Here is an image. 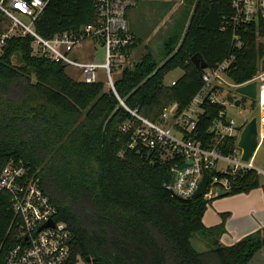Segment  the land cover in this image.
<instances>
[{"label":"trees","instance_id":"obj_1","mask_svg":"<svg viewBox=\"0 0 264 264\" xmlns=\"http://www.w3.org/2000/svg\"><path fill=\"white\" fill-rule=\"evenodd\" d=\"M45 1L35 30L46 39L75 33L95 22L93 0ZM234 15L231 0H194L185 28L178 25L164 36L159 60L147 47L138 61L122 69L114 86L127 109L102 83L76 81L64 64L32 56L31 37L4 41L0 49V174L13 162L38 181L58 220L71 233L72 260L248 264L264 247V227L231 246L221 245L229 215L221 214L217 225L203 224L215 198L177 200L167 189L171 163L159 161L140 145L131 147L139 123L128 110L157 122L164 109L175 105L180 113L202 90L205 70L192 63L195 55L207 70L227 63L224 74L233 85L257 74L264 47L257 41L254 25L235 26ZM4 21L0 14V36ZM141 43L133 37L124 52L130 56ZM14 58L18 65L12 63ZM177 69L182 76L174 85H165L166 75ZM200 107L204 114L188 138L209 145L214 138L210 126L222 107L208 98ZM126 123L131 127L123 131ZM234 141L228 139V145ZM220 177L233 185L230 195L248 194L259 187L253 170ZM12 219L10 196L0 191V261L18 241L13 232L8 233ZM196 234L208 244V251L194 249Z\"/></svg>","mask_w":264,"mask_h":264},{"label":"built area","instance_id":"obj_2","mask_svg":"<svg viewBox=\"0 0 264 264\" xmlns=\"http://www.w3.org/2000/svg\"><path fill=\"white\" fill-rule=\"evenodd\" d=\"M93 1L96 8L94 23L82 26L75 33L66 32L46 39L36 32L35 22L43 13L47 1L0 0V14L8 24V28L3 30L0 36V49L6 39L29 36L32 39V56L46 57L79 70L83 82L102 83L127 109L116 95L112 74L117 70L122 72L124 67H128L126 61L129 56L124 50L132 43L133 36L129 31L127 17L135 7L136 1ZM231 2L235 12V26L253 24L257 41L264 38V0ZM20 17H24L28 23L23 22ZM89 41L101 44L104 60L102 64L78 61L70 57L72 52L81 49ZM227 65L224 63L215 69H205L202 90L191 105L180 113H177V107L173 105L163 110L157 122H151L137 115L135 111L128 110L139 123L133 132L131 147L140 145L154 153L159 161L170 162L171 178L167 189L172 195L185 200L196 197L205 174H208V183L202 198L210 200L216 197L219 191H231L233 188L230 180L220 175L233 177L250 170L255 171L258 176L262 173L254 167L253 159L248 162L242 161V150L237 145L245 125H236L234 120L227 117L226 106L233 105L227 102V95L221 99L217 96L219 87L216 83L227 84L222 78V75L225 76L224 69ZM99 69L102 70L103 80H100L97 73ZM252 82L256 84V101L259 106L257 135L261 144L264 140V71L261 70L260 63L253 79L241 85L232 83L227 85L236 90ZM170 85H174V81ZM206 98L211 104L222 107L210 126L214 138L209 145L188 138L204 114L200 105ZM193 104L195 108L191 107ZM130 127L131 125L126 123L122 130L126 131ZM228 139H235L233 145H228ZM228 147L230 149L226 153ZM220 162L225 166L217 169ZM0 191L10 196L13 219L8 233L13 232L18 239L0 264H94L91 259L89 261L79 257L71 259L70 231L58 220L56 208L44 195L38 181L30 177L23 166L9 162L4 167L0 174Z\"/></svg>","mask_w":264,"mask_h":264},{"label":"rangeland","instance_id":"obj_3","mask_svg":"<svg viewBox=\"0 0 264 264\" xmlns=\"http://www.w3.org/2000/svg\"><path fill=\"white\" fill-rule=\"evenodd\" d=\"M135 7L128 13V25L134 31L141 40L142 43L130 54L126 66H131L132 63L138 61L140 57L146 53V48L149 47L153 56L159 60L162 54V41L164 36L176 26L185 28L187 25V18L193 7L194 0H135ZM25 23L28 21L24 17H20ZM8 28V24L3 22V30ZM183 32V29H182ZM264 47V38L258 40ZM70 57L74 60L93 61L97 64H102L103 60V48L97 41L86 42L81 49L72 52ZM14 65H18V61L12 59ZM121 70L114 71L112 76L116 81L120 76ZM66 73L68 76L76 81H82V76L79 70L66 66ZM100 75V80H103L102 70L97 72ZM183 71L181 69L174 70L168 73L164 79L165 85H169L181 77ZM222 78L231 84V82L222 75ZM218 82V81H217ZM216 83V82H214ZM221 82L216 86L218 88V98H223L227 95L228 104L226 106V113L229 119L234 120L236 125H246L252 117H259V106L256 100H250L243 98L236 94L232 86ZM104 86V85H103ZM106 90V87H104ZM236 101H240V106H234ZM195 108V105L191 106ZM253 165L256 169L264 173V140L258 147L255 156L253 158ZM223 163H219L217 169L224 167ZM260 174V178H264V174ZM238 195H228L221 198H215L211 201L206 210L205 221L209 223L212 219L221 220V214L230 211L233 207H240V201L237 199ZM237 205V206H235ZM243 221V217L239 216L237 222ZM192 244L195 250L198 252L208 251L210 248L201 235H194L192 238Z\"/></svg>","mask_w":264,"mask_h":264},{"label":"crops","instance_id":"obj_4","mask_svg":"<svg viewBox=\"0 0 264 264\" xmlns=\"http://www.w3.org/2000/svg\"><path fill=\"white\" fill-rule=\"evenodd\" d=\"M130 33L132 36L134 35L133 37H138L132 28H130ZM237 199L240 201V207H233L230 211L222 213L229 215L225 222V233L220 238V244L223 246H231L245 236L264 227V178L259 177L257 189L248 194H238ZM206 214L205 212L204 217ZM239 216L243 217V221L237 222ZM204 217L203 224L206 227L217 225L221 221L214 218L207 223ZM248 264H264V247L254 254Z\"/></svg>","mask_w":264,"mask_h":264},{"label":"water","instance_id":"obj_5","mask_svg":"<svg viewBox=\"0 0 264 264\" xmlns=\"http://www.w3.org/2000/svg\"><path fill=\"white\" fill-rule=\"evenodd\" d=\"M191 61L197 68L202 70L206 69V64L204 63V61L200 59L199 55H195ZM260 66H261V70L264 71V57L260 62ZM235 92L236 94H238L243 98L256 100V84L254 82L236 88ZM235 106L239 107L240 101H236ZM237 146L242 150V157H241L242 161L248 162L254 158L255 153L258 147L260 146V142L258 141V135H257L256 117H252L250 121L243 127L239 136ZM172 182H173V178H172ZM207 183H208V174H205L196 193V197H202L205 194ZM228 195H230V191H219L215 198H221ZM173 197L176 198L177 200L183 201V199L180 197H177L175 195H173ZM89 260L90 259L87 258V261Z\"/></svg>","mask_w":264,"mask_h":264}]
</instances>
